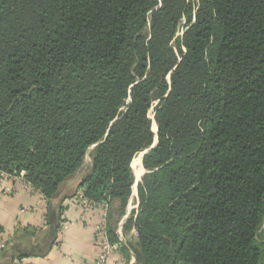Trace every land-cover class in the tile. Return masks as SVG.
Listing matches in <instances>:
<instances>
[{
  "label": "trees",
  "instance_id": "1",
  "mask_svg": "<svg viewBox=\"0 0 264 264\" xmlns=\"http://www.w3.org/2000/svg\"><path fill=\"white\" fill-rule=\"evenodd\" d=\"M87 156L131 264H264V0H0V172L50 202Z\"/></svg>",
  "mask_w": 264,
  "mask_h": 264
},
{
  "label": "crops",
  "instance_id": "2",
  "mask_svg": "<svg viewBox=\"0 0 264 264\" xmlns=\"http://www.w3.org/2000/svg\"><path fill=\"white\" fill-rule=\"evenodd\" d=\"M89 170L87 156L81 169L50 202L35 191L25 190L20 183L15 184L12 196H5L0 184V264H12L11 258L19 255H22V264H83L98 256L94 237L100 210L86 211L76 200ZM58 213L62 222L56 233L54 225ZM125 221L126 218L122 219L118 225L119 238L124 244L127 239L135 238L133 232L127 237L122 235ZM4 244L5 248H1ZM130 259L134 261L131 253ZM116 261L117 257L113 256L108 264Z\"/></svg>",
  "mask_w": 264,
  "mask_h": 264
},
{
  "label": "built area",
  "instance_id": "3",
  "mask_svg": "<svg viewBox=\"0 0 264 264\" xmlns=\"http://www.w3.org/2000/svg\"><path fill=\"white\" fill-rule=\"evenodd\" d=\"M17 183L18 184L20 183L25 190L35 191L34 189H32V187L29 184H27L24 181L22 173L17 176H10V175L0 172V184L2 187L3 195L12 196L15 192V184ZM76 200L86 211H88L91 208H96V209H99L101 212L99 221L95 227V237H94L96 246L99 248L98 256L92 262L83 263V264H108L109 259L113 256L117 257V261L115 264H131L133 262V259H130L129 261H127L125 257L121 254V251H120L121 244L111 243L107 236L106 206L105 205H94L93 203L88 201L83 196L82 190H80L76 194ZM133 234L135 233L133 232ZM120 241L122 244H124L121 239ZM1 248H5V244L1 245ZM12 264H22V263L20 260L15 259L12 262Z\"/></svg>",
  "mask_w": 264,
  "mask_h": 264
},
{
  "label": "rangeland",
  "instance_id": "4",
  "mask_svg": "<svg viewBox=\"0 0 264 264\" xmlns=\"http://www.w3.org/2000/svg\"><path fill=\"white\" fill-rule=\"evenodd\" d=\"M125 105H126V103H125ZM123 110H124V106L121 108V111H123ZM142 156H143V153L140 155H137L131 164V170H132L133 176H134V185H133L132 196L129 199V202L127 203V205L125 207V214L123 216V219L126 218V220L128 219L129 215L132 212H135L138 208L139 200H138V195H137V185H138V183H140L142 176L145 173V171L141 165ZM116 210H117V206H115V209H113V211L116 212ZM117 212H119V211H117Z\"/></svg>",
  "mask_w": 264,
  "mask_h": 264
},
{
  "label": "water",
  "instance_id": "5",
  "mask_svg": "<svg viewBox=\"0 0 264 264\" xmlns=\"http://www.w3.org/2000/svg\"><path fill=\"white\" fill-rule=\"evenodd\" d=\"M152 148H153V147H152ZM152 148H151V149H152ZM149 150H150V149H149ZM146 152H147V151H146ZM143 154H144V153H143Z\"/></svg>",
  "mask_w": 264,
  "mask_h": 264
}]
</instances>
